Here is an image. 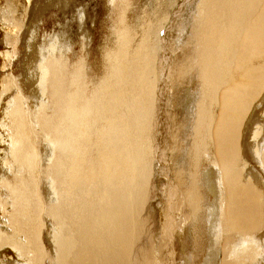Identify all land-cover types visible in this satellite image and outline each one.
<instances>
[{"label": "bare ground", "instance_id": "6f19581e", "mask_svg": "<svg viewBox=\"0 0 264 264\" xmlns=\"http://www.w3.org/2000/svg\"><path fill=\"white\" fill-rule=\"evenodd\" d=\"M75 1L0 0V264H264V0Z\"/></svg>", "mask_w": 264, "mask_h": 264}, {"label": "rangeland", "instance_id": "374dc122", "mask_svg": "<svg viewBox=\"0 0 264 264\" xmlns=\"http://www.w3.org/2000/svg\"><path fill=\"white\" fill-rule=\"evenodd\" d=\"M98 1V2H97ZM102 1H104V0H102ZM102 1H99V0H76L75 1V3L76 4H74L73 5V7H71V11H69L68 12V16H69V13H70V16H72V18L69 16H67L66 15V17L64 18L63 16V18L61 17L59 20H61V22H62V24L60 23V26H57V25H59L58 23L56 24V27L58 28L57 30L58 31H62L63 33L66 31V32H68L69 31V33H71L72 34V36L73 35H79L80 33H79V28H77V27H79L78 26V22H77V19H75V14H77V11L80 9V8H89V9H87L86 8V11H87V13H89V16L91 15L93 18H94V20H93V18L92 19H89L88 20V24L86 25V30L87 31H89V34L95 39V41H94V44H95V46H94V44H93V46H94V48H92V49H96L95 51H97V49H98V44L101 42V39H102V37H103V33H104V22L103 21H105V17L104 16H106V6H105V1L104 2H102ZM78 2V3H77ZM97 2V3H96ZM194 2H192L191 4H193ZM77 4H80V5H78L77 6ZM99 5V6H98ZM139 5V4H138ZM195 4H193L192 6H194ZM104 6V7H103ZM190 6V4L189 5H187V9H186V12H185V15H189L190 14V11H191V8L189 7ZM74 7H76V8H74ZM95 7V8H94ZM72 8H73V10H72ZM186 8V7H185ZM77 9V10H76ZM104 9V10H103ZM76 11V12H75ZM91 11L93 12V13H91ZM96 12V13H95ZM102 13V14H101ZM94 14V15H93ZM105 14V15H104ZM98 16V17H97ZM102 16V17H101ZM171 16H174V14L172 13V15ZM96 18L99 20H96ZM104 18V19H103ZM67 19H68V21H67ZM72 19H74V20H72ZM102 19H103V21H102ZM64 20V21H63ZM66 21V22H65ZM92 21H94L95 23H96V25H95V23H91ZM96 21H98V23L96 22ZM101 21V22H100ZM169 21H170V23L172 22V17L169 19ZM169 21L165 24V26H163V28L161 29V33H159V36L161 37V35H162V37H165L166 36V33H167V31H168V29H169V27H170V23H169ZM53 22V20L48 24V29L50 28V26H51V23ZM65 22V23H64ZM74 23V24H73ZM66 24V25H65ZM102 24V25H101ZM172 24V23H171ZM88 25H90V27L88 26ZM92 25H94V26H92ZM65 26V27H64ZM77 26V27H76ZM92 26V27H91ZM60 27V28H59ZM88 27V28H87ZM70 28V29H69ZM72 28V29H71ZM93 28H95V29H93ZM100 28V29H99ZM68 29V30H67ZM98 29H99V32H98ZM164 29V30H163ZM166 29H167V31H166ZM77 30H78V34H77ZM163 30V31H162ZM60 31V32H61ZM102 32V33H101ZM164 32H165V34H164ZM75 33V34H74ZM97 33V34H96ZM65 34V33H64ZM93 34V35H92ZM100 37H99V36ZM101 38V39H100ZM100 39V40H99ZM97 41H98V43H97ZM96 46H97V48H96ZM181 58V57H180ZM159 168H157V170H156V168H155V172L157 173H155L154 174V177H153V181H152V187H153V189H152V194L150 195V204H151V208L149 207V209H148V215L147 216H153L154 215V212H152L153 211V207H157V204H158V199H157V196L160 194V193H158L159 191H160V189H162V185L159 183V178L157 179V177H158V174H161V175H163V173H164V171L162 170V171H159L158 170ZM159 171V172H158ZM157 175V176H156ZM163 181H165V179L163 180ZM157 186V187H156ZM161 187V188H160ZM158 190H157V189ZM158 191V192H157ZM153 205H155V206H153ZM151 214V215H150ZM153 214V215H152ZM154 221H153V229H152V231L155 233V235H156V233H158V226H159V216H154ZM177 245H179L178 247H177ZM175 244V251L177 252V256H179L178 257V264H181V262H182V259L185 257V258H188L189 260H190V257L193 255V254H191L193 251H194V243H193V241H192V238L191 237H189L188 239H187V242L185 243V245H183V244H181V243H178V244ZM179 249H180V251H179ZM183 252V253H182ZM188 252V253H187ZM179 254V255H178ZM180 256H182L181 257V259H180ZM184 258V259H185ZM192 258V257H191ZM192 263V262H191Z\"/></svg>", "mask_w": 264, "mask_h": 264}]
</instances>
